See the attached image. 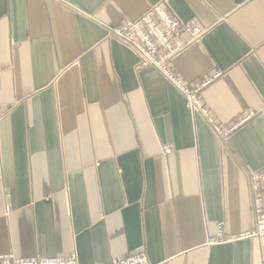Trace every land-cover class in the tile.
I'll return each instance as SVG.
<instances>
[{"label": "crops", "instance_id": "0c3cea01", "mask_svg": "<svg viewBox=\"0 0 264 264\" xmlns=\"http://www.w3.org/2000/svg\"><path fill=\"white\" fill-rule=\"evenodd\" d=\"M163 1L207 29L174 71L222 74L203 92L220 126L252 114L227 137L108 34ZM0 68V256L262 264L242 237L264 169V0H0Z\"/></svg>", "mask_w": 264, "mask_h": 264}, {"label": "built area", "instance_id": "2783aa9c", "mask_svg": "<svg viewBox=\"0 0 264 264\" xmlns=\"http://www.w3.org/2000/svg\"><path fill=\"white\" fill-rule=\"evenodd\" d=\"M107 31L110 37L137 54L138 61L135 67L138 71L153 68L160 72L183 95L187 108L199 113L218 135L227 137L251 119L252 114H248L234 126L224 128L216 122L206 107L203 92L222 76L220 72L208 74L201 80L190 83L174 71L172 64L177 56L193 43L199 42L207 29L198 24L182 23L177 20L169 11L166 1L152 6L137 20H125L117 26H108ZM2 75L0 68V81ZM170 152V147L164 148V153ZM249 180L256 228L242 238L259 240L264 264V169L251 172ZM236 240L219 237L210 243L225 244ZM0 264H78V258L75 253L66 258L56 259H17L13 255H5L0 256ZM111 264L151 263L145 248L141 246L127 256L113 260Z\"/></svg>", "mask_w": 264, "mask_h": 264}]
</instances>
